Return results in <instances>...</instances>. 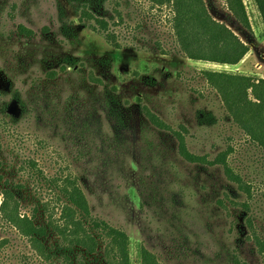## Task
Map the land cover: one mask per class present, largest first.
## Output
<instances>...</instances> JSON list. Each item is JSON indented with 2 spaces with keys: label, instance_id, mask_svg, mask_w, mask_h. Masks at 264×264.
Returning <instances> with one entry per match:
<instances>
[{
  "label": "rangeland",
  "instance_id": "obj_1",
  "mask_svg": "<svg viewBox=\"0 0 264 264\" xmlns=\"http://www.w3.org/2000/svg\"><path fill=\"white\" fill-rule=\"evenodd\" d=\"M205 2L250 46L239 64L187 57L175 39L170 9L149 0L104 3L101 13L120 48L80 21L75 2L0 0V100L16 118L7 116L2 140L3 158L14 166L7 176L51 207L57 201L53 189L31 174L27 161L37 160L47 178H77L94 213L129 235L134 264L140 245L162 264H233L235 252L248 264H264L240 208L226 198L245 195L221 168L184 160L174 135L154 126L145 111L174 129L185 125L194 153L214 157L232 145V164L253 172L245 138L203 71L264 78V26L252 0H244L252 33L234 22L224 0ZM95 6L102 8L100 0ZM20 25L33 34L22 33ZM16 94L21 100L14 101ZM200 109L212 110L217 123L200 125ZM5 185L0 182V190ZM262 201L255 203L253 218L264 235ZM23 205L22 212L31 210L32 204ZM1 241L0 264H35L28 239L0 217Z\"/></svg>",
  "mask_w": 264,
  "mask_h": 264
},
{
  "label": "trees",
  "instance_id": "obj_2",
  "mask_svg": "<svg viewBox=\"0 0 264 264\" xmlns=\"http://www.w3.org/2000/svg\"><path fill=\"white\" fill-rule=\"evenodd\" d=\"M70 1L75 2L81 22L101 32L113 46L121 47L117 35L101 13L106 0H100L101 9L96 8L95 0ZM149 1L153 6H166L170 9L175 39L183 54L193 60L237 65L250 50V46L235 31L211 15L205 0ZM252 1L264 26V0ZM224 2L234 22L247 33H252L244 0ZM19 30L29 37L33 34L32 30L23 25L19 26ZM69 61L72 65L76 64L74 60ZM48 75L49 78H54L56 73L51 71ZM203 75L208 85L218 93L227 118L242 132L248 145L245 154L254 163L253 172L243 173L232 164L230 157L236 152L232 145H228L214 157L207 153H194L187 144L186 135L189 130L185 125L180 124L179 129H174L156 113L148 109L145 111L154 126L174 135L178 153L184 160L205 169L221 168L226 180L235 185L237 192L245 195V199H238V195L226 193V198L240 208V218L245 220L249 228L248 239L252 240L256 250L264 258V235L256 228L253 218L255 203L261 201V198L264 201V78L217 70H204ZM111 97L109 90L107 98ZM16 100H21L20 95L14 96V101ZM9 106L7 102L0 100V182L6 184L0 190V217L6 225L28 239L33 249L34 263L134 264L129 235L94 213L77 178H47L37 160L27 161L31 174L40 182H47L53 189L57 201L51 207L49 201L36 199L37 196L31 195L23 183L12 181L7 176L11 173L8 169L14 166L3 158L2 140L4 132L9 129L7 116L16 121L15 115H11L13 109ZM197 119L203 126H212L218 121L215 113L209 109H200ZM24 202L32 204L30 211L22 212ZM219 203L223 208H228L225 199H220ZM5 242L1 241L0 246ZM138 258V264H162L157 255L144 245L139 246ZM232 263L248 264L237 252L232 256Z\"/></svg>",
  "mask_w": 264,
  "mask_h": 264
}]
</instances>
